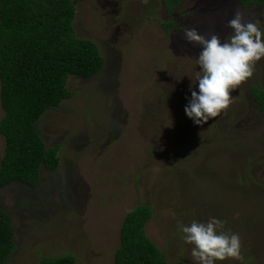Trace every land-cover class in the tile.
Listing matches in <instances>:
<instances>
[{"label": "rangeland", "instance_id": "obj_1", "mask_svg": "<svg viewBox=\"0 0 264 264\" xmlns=\"http://www.w3.org/2000/svg\"><path fill=\"white\" fill-rule=\"evenodd\" d=\"M73 1L77 36L94 42L106 65L91 79L71 76L73 97L37 122L47 148L59 147V169L42 166L37 188L0 190L16 244L5 264L67 254L76 264H114L121 227L138 206L152 209L146 234L169 264H195L178 224L212 217L240 234L243 264H264V113L250 89L264 90V58L231 93L234 104L196 125L185 107L199 91L202 49L184 38L185 27H197L223 40L238 9L264 30V10L236 0H181L175 11L167 0ZM174 21L176 29L164 26ZM4 115L0 98V122ZM4 149L0 135V162Z\"/></svg>", "mask_w": 264, "mask_h": 264}, {"label": "trees", "instance_id": "obj_2", "mask_svg": "<svg viewBox=\"0 0 264 264\" xmlns=\"http://www.w3.org/2000/svg\"><path fill=\"white\" fill-rule=\"evenodd\" d=\"M181 0H167L175 11ZM247 10H264V0H236ZM73 0H0V98L5 112L0 135L5 149L0 162V190L14 182L41 185V167L55 173L59 147L47 148L37 122L51 108L73 97L69 78L98 76L106 59L98 46L76 34ZM176 29L177 23H166ZM251 94L264 113V90L252 85ZM152 219L149 206L130 211L121 227L114 264H169L146 234ZM16 249L11 217L0 207V264ZM38 264H76L72 254L43 258Z\"/></svg>", "mask_w": 264, "mask_h": 264}, {"label": "clouds", "instance_id": "obj_3", "mask_svg": "<svg viewBox=\"0 0 264 264\" xmlns=\"http://www.w3.org/2000/svg\"><path fill=\"white\" fill-rule=\"evenodd\" d=\"M260 23L259 18L238 9L225 25L232 32L223 40L215 32L205 35L197 27L184 28L185 40L202 49L197 59L201 69L196 77L199 91L191 90L185 107L186 115L196 125L207 124L225 112L236 101L231 93L254 77L257 62L264 58V30ZM178 229L182 240L193 245L191 256L195 264H217L230 259L243 264L242 238L239 233L226 231L221 220H193L190 225L180 222Z\"/></svg>", "mask_w": 264, "mask_h": 264}]
</instances>
